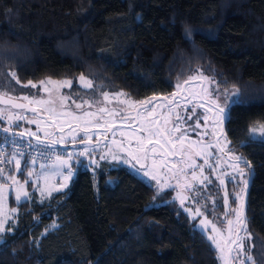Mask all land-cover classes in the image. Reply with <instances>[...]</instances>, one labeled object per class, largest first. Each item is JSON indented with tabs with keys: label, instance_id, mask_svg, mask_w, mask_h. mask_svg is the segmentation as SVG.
<instances>
[{
	"label": "trees",
	"instance_id": "16d2710c",
	"mask_svg": "<svg viewBox=\"0 0 264 264\" xmlns=\"http://www.w3.org/2000/svg\"><path fill=\"white\" fill-rule=\"evenodd\" d=\"M197 69L221 90L239 88L246 101L231 105L223 139L227 158L241 156L250 168L240 164L243 176L228 168L224 180L230 194L244 197L243 181L252 179L245 245L264 264V139H250V129L264 124V0H0V72L15 71L21 81L0 76V93L25 94L28 81H75L83 73L96 86L90 93L165 98ZM14 171L12 164L7 175ZM215 185L207 214L226 226L241 201L230 196L225 208L224 186ZM157 193L123 166H81L65 190L17 205L12 231L1 234L0 264H225L170 191ZM232 257L230 264L243 259Z\"/></svg>",
	"mask_w": 264,
	"mask_h": 264
},
{
	"label": "snow or ice",
	"instance_id": "6c2138e0",
	"mask_svg": "<svg viewBox=\"0 0 264 264\" xmlns=\"http://www.w3.org/2000/svg\"><path fill=\"white\" fill-rule=\"evenodd\" d=\"M190 35V32L188 33ZM211 71V69H209ZM0 76H8L11 77L12 80H15L16 84H21V81L17 77V73L15 71L9 72V73H3L0 72ZM79 83L84 89H93L95 90L96 86L94 85L93 79L91 77L85 76L83 73L79 76ZM201 81L202 83L199 85H193V81ZM73 81L68 80H62L57 81L53 80L51 78H47L46 80H42L39 82V86L42 87L43 91L48 93V99L44 98H38V94L32 95V94H20L17 96L9 95L8 91H4L0 93V103L8 104L12 108H19L24 109L27 111H31L33 113H36L39 115L40 111H46L48 114L52 117V124L60 131H63L64 124L67 123L70 127L72 126V122H77V127H80L81 124L79 122H82V126L84 130L87 132L89 128H104L105 132L112 130L116 127V121L114 119H104L101 113H107L108 116H121L122 122H127V128L120 129L119 135L124 137L128 140L127 147L124 146L123 142L116 141L115 139L112 140L113 144H117L119 149L121 151H126L129 155L133 157L139 164L140 168L143 169V176L148 177L151 180H154L156 182V185L158 187V193L159 190H162L164 185L167 184V181H163V175L164 173L160 171V169H166L168 173L171 174V178L176 179L177 183L175 186L168 185V187L172 188V190H175L176 188L183 187L187 192L190 193V195H180V193H177V197L180 201L181 209L188 213V215L192 218V220H196L197 217H203V219L198 221V225L201 227L199 228V231L201 235H203L212 246H214L216 249H218L221 252H224L227 250L228 252V258L233 259L232 253H236L235 259H239L240 257H243L239 261V264H255V260L253 258V255L251 254V247L252 245L246 246L245 240H251L252 234L248 231L247 227V220L243 215V196L239 194L232 193L230 194L226 187V181L222 177H217L219 179L220 185L224 186V198H223V206L225 208H230V196H234L235 199L231 200V203L234 204L236 199H239L241 201L239 210L237 209H230L232 212H234V220L228 219V240L225 245V247H221V244L217 237L213 235L212 233H220L222 230L217 226V224L208 218V215L205 213L204 209L206 206H198V207H192L187 206L186 201H190L192 205H199L200 200L197 199V196L200 195L201 188L205 185V182L212 183L209 176L204 175L203 167H200V177H197V172L195 169L198 167L194 160L191 161V163H188L184 157L190 158L191 153L188 151V148H191L192 145H189L188 148L185 147L184 141L187 139V136L185 133H181L180 136H175L174 133L181 131V125L180 124H174L172 127H168L169 120L166 115L163 113L157 114V108H166L168 110V113L175 112L176 107H179L181 104V101L176 100L175 98L180 95L181 92H184L185 95L183 97V101L185 104H192L193 101H197V103L193 104L191 108V114L187 117V119H192V116L196 115V109L198 107H204L205 103L209 105V107L206 109V112H215V116L211 117L213 119L214 125H222L225 120L230 119V109L231 105H240L246 103V101L243 99L242 94L240 92L239 88H233V90L228 93L227 91L224 93L225 99L231 100L230 105H223L221 103H218L219 101V95L218 93V87L212 88L210 90V85H213L216 83L214 76L205 75L203 71L197 69L193 74L189 75L186 79H184L182 82L180 80L177 81V84L175 85L177 91L173 92L170 97H165L163 100L158 104H153V101L156 100V97H151L149 99L145 100H138L134 101L130 97H127V94L124 92H115V93H109L107 91H104L102 93L103 100L108 101L110 98L118 99L119 97H125L124 100H119L118 102L121 104H126L129 108L135 110V115L131 114H123L124 109H116L113 108L112 110L107 109L106 107H99L97 112H91V111H83L80 114H77L74 111L63 110V102L67 99H69V96L60 94V89L64 87H71ZM36 89L38 88V85L36 83H33L32 81H28L27 84L22 85V87H29ZM5 85L0 82V89H3ZM199 88V91L196 89ZM225 88L227 89V85L225 84ZM9 90L14 91V86L9 85ZM56 93L58 96V99L60 101V107L61 111H57V108L54 106L55 100L53 98V94ZM14 101H20L19 103ZM23 101H27V104L23 103ZM73 103L75 104L76 109H82L84 105H87L90 109L93 105V103H102V101H96V100H82L81 102H77L76 100H73ZM30 105H36L37 107H30ZM43 105H49V107L42 108ZM149 105H152V107H149ZM214 106V107H213ZM2 118V117H0ZM11 119V117H10ZM17 120L25 119L27 120V117L23 115H19L16 117ZM177 119H179V116L177 115ZM203 119L205 123L210 119V117L207 114H204L202 116H198L195 123V128L201 127L199 121ZM59 121H63V123H60ZM28 123H36L37 129L39 130L40 122L36 119L28 120ZM193 128V131L195 130ZM4 132H8V128L3 129ZM251 137H255L259 135L262 139H264V124H260L257 127H253L250 129ZM27 134L35 139H37L38 142H42L39 140V137L35 132L28 131ZM19 136L23 137L25 135V132L18 133ZM45 135H52L51 133L45 132ZM113 137L117 135V132H112ZM199 135V134H198ZM98 139V138H97ZM225 141L227 140L226 136L224 137ZM61 140H63V137H61ZM76 137L73 136V141L75 142ZM132 141H135V145L133 146ZM50 143H56L55 140L50 141ZM80 143H92V137L91 136H85L80 138ZM151 146V147H150ZM212 146V145H210ZM218 146V143L217 145ZM89 149L85 148L82 152L76 154L78 156H87L89 155ZM91 151H96V149H91ZM111 151V149H109ZM220 151H224L223 149H220ZM20 155H23L22 153ZM196 155L200 156L205 164H208L207 156L204 152L198 151L196 152ZM170 156H179L181 157L180 163L185 164V167H178L177 164L173 163L171 166H169L168 158ZM73 158V154L69 153L66 158L57 156V171L56 175L62 176L64 183L60 184L59 187H54L55 191H61L64 188L68 187V181H70L74 176L73 171V165L70 163V161ZM108 157L105 155L100 156V160L107 159ZM158 158V159H157ZM112 159H117L116 154H112ZM151 159V166L145 163V161H148ZM15 161V170L16 172H21L25 169H22L21 161L16 158L15 155L11 157L10 160H8V163H12V161ZM230 160L235 161V163L230 164L229 166L232 167L234 170L239 169V175L243 176V170L240 169L241 162L244 164V167L250 168V163L245 161L243 157L241 156H230ZM35 159H32V163L35 164ZM122 162L127 163L128 161L125 159ZM4 163L3 160H0V164ZM80 163H83V161H80ZM92 164H95L97 167H99V161L92 159ZM41 167H44V165H41ZM211 167V165H209ZM187 168L194 169L190 175L192 177V181H198L199 187L194 184L187 182V177L189 173L187 172ZM215 170V169H213ZM28 175L31 176L32 172L30 169H27ZM5 169L0 167V177H4ZM181 178L185 180V183L181 185ZM6 179L12 180L15 184L20 185V182L15 179L14 176H7ZM230 179H235V177H230ZM24 183H27L25 181ZM245 189L248 185V180L243 181ZM4 190V184L0 183V202H2L4 199H6V193ZM244 189H241V192H243ZM51 192H49V195ZM43 195V190H42ZM22 197L27 200L30 198L29 192L23 189V185H20L19 190L17 191V194L15 196V199L17 202H21ZM43 202V201H41ZM16 209H12V214L5 215L3 219H0V233H4L7 226V231H12L11 225L8 224V221L15 219ZM234 221H235V227H234ZM197 224H193V229H197ZM209 226L211 227V232L208 231ZM50 227L55 228L56 225L53 224ZM245 233L244 236H241L240 233ZM235 237L233 239L232 237ZM4 237L0 235V241H3ZM223 259V257H221Z\"/></svg>",
	"mask_w": 264,
	"mask_h": 264
},
{
	"label": "rangeland",
	"instance_id": "374dc122",
	"mask_svg": "<svg viewBox=\"0 0 264 264\" xmlns=\"http://www.w3.org/2000/svg\"><path fill=\"white\" fill-rule=\"evenodd\" d=\"M36 84L38 85V88L33 89V88H31V86H29L30 92L25 93V94H32V95L38 94V98H44L45 100L48 99V93L43 91L42 87L39 86V83H36ZM74 86H77V88L81 89L82 91L75 92ZM217 87L218 86L216 84L210 85V90L212 88H217ZM90 90L91 89H84L80 85L78 78L75 81H73L72 86L70 88L64 87V88L60 89L59 90L60 94H63V95L70 97L69 99H67L63 102V110L64 111L71 110V111L76 112L77 114H80L83 111H91V112L95 113L98 111L99 107L103 106L109 110H112L113 108L124 109L123 114H131L134 116V114H133L134 110L133 109L129 108L126 104H121L118 102L119 100H124L125 97H119L118 99L110 98V100L104 101L102 93L87 92ZM231 91L232 90L227 91V92L230 93ZM225 92H226V90H221L218 88L217 94L220 97L218 103H221L223 105H230L231 100L225 99V96H224ZM87 93H89V94H87ZM113 93H115V92H113ZM9 95H12V94H9ZM13 96H17V95H13ZM53 98L55 100L54 106L57 108V111H61L62 109L60 107V101H59L56 93L53 94ZM73 100H76L77 102H81L82 100H90V101L96 100V101H102V103H93V105L90 109L88 108L87 105H84L82 109H76L75 104L73 103ZM18 102H20V101H18ZM23 103L27 104V101H23ZM156 104H158V103H156ZM181 104L183 105L185 103L181 102ZM181 104H180V106H181ZM185 105H187V104H185ZM30 107H37V106L36 105H30ZM41 107L46 108V107H49V105H43ZM178 109H179V107H176L175 112L168 113V110L166 108H163V109L157 108V114L163 113L164 115L167 116V118L169 120L168 127H172L174 124L178 123L181 125V131L185 130L187 132L186 133L187 139L184 141V145L186 148H188L189 145H192V147L188 148V151L191 153L190 158L184 157V159H186L188 161V163H191L192 160L195 161L196 165L198 166L195 169V171L197 172V177H200V171H199L200 167H203L204 171L209 172L210 176L214 177V179H212L210 177L212 183L205 182V185L203 186V188H201L200 195L197 196V199L200 200L199 205H192L190 201H186L187 206H192V207L206 206L204 211L207 214V210H208L207 207L215 204L214 201L211 199L214 197L216 198L218 196L217 194L219 193V191L212 189L210 187L212 186V184H215L216 182H218V184L220 185L219 179L217 177H222L224 179L225 174L230 173V171H228V169L225 170L226 166H224L225 168L222 169L223 165H226V164L228 165L229 162L227 161V159L225 158L224 155L222 157L219 154V152L216 150L215 144L213 143L214 142L213 137L212 136L206 137V134H204V130L207 128L206 127L207 125L203 126L204 130H201L202 129L201 127L195 128V124H192L193 125L192 128L185 129L184 125L187 124V121L181 120ZM190 114H191V110L189 111L187 116H189ZM19 115H23V116L27 117V120H25V119L17 120L16 117ZM100 115H102L104 117V119H114L116 121V125H119V126L113 128L112 130L107 131V132H105L104 128L97 129L94 127L89 128L88 131L86 132L82 126V122H79L81 124V126L77 127L76 126L77 122L73 121L71 127L67 123H65L63 131H60L52 124V117L46 111H40L39 115H37V114H33V113H27L23 110L16 111V110H13L11 108L2 107V106H0V117H2V118H0V126H2L4 128H8L9 130L11 128H13V126H18L21 128L22 132H25V133H27L28 131L35 132L38 135V137L40 136L43 139L50 140V141L55 140L57 143H60V144L78 143L77 144L78 146H75L73 148H68L66 150L68 153L73 154L74 160L72 162H70L73 165V171H74L73 178L75 177L76 171L81 166L86 167L89 171L92 172L94 170V167H96V165L92 164L91 160L95 159V160H98L99 163L101 161H107V162H110L112 164L123 166L126 169H128L130 172L134 173L136 176L142 178L147 183L153 184L158 189L156 182L154 180H151L150 178L143 176V174H142L143 169L140 168V164L135 159H133V157L131 155H129L126 151H121L117 144L112 143V140L115 139L116 141L123 142L124 146L127 147L128 140L119 135L120 129L126 130L127 122H122L121 116L110 117L107 115V113H101ZM177 115L179 116V119H177ZM10 117H11V119H10ZM31 119H36L40 122L39 130L37 129L36 123H28V120H31ZM59 122L63 123V121H59ZM215 126H217V127H215ZM219 126L220 125H218V124L214 125V123H213L212 127H215L214 130L218 131ZM193 128H195L194 131H193ZM10 131L13 132V130H10ZM113 131L117 132V135L115 137H113V135H112ZM45 132L51 133L52 135L46 136ZM205 133H206V130H205ZM174 135L178 136V132L174 133ZM73 136L76 137L75 142L73 141ZM85 136H91L92 137V143L91 144L80 143V138L85 137ZM61 137H63V140H61ZM106 138H108V139H106ZM253 138L254 139H261V137L259 135L255 136ZM132 143L134 146L135 141H132ZM219 143H220L219 146L221 148H223L225 150V152L227 153V147H229V142L227 140L225 141V139H221ZM210 145H212V146H210ZM85 148H88L90 150L89 155H87V156L76 155V154L82 152ZM91 149H96V151L93 152V151H91ZM109 149H111V151H109ZM198 151H202L206 154L208 162H209L208 164H205L204 160L200 156L196 155V152H198ZM113 153L117 155V159H112ZM101 155H105L108 158L104 159V160H100L99 158ZM125 159L128 161L127 163L122 162ZM181 159H182L181 157L175 156L174 159L169 160V166H171V164L175 163V164H177L178 167H185V164L180 163ZM80 161H83V163H80ZM145 163L148 164L149 166H151V159H149L148 161H145ZM56 165H57V163L53 166H50V167H46V166L41 167V166H38L35 164H27L24 167L25 170H23L21 172H16V170H15L14 173L11 174V176H14L15 179L20 182V185H23V189L26 190L27 192H29L30 198L27 200H30L31 196H33L34 194H37V196L40 199H45V198L51 196V194L59 192V191H55L54 187H59L60 184L64 183L62 176L56 175V171H57ZM209 165H211V167H209ZM13 166L15 168V162L13 163ZM228 168L232 172H234V169L232 167H230L229 165H228ZM27 169L31 170V172H32L31 176L28 175ZM213 169H215V170H213ZM240 169H242V168H240ZM186 170L189 173V175L187 177V182L194 183L199 187L198 181H192V177L190 175V173L194 169L187 168ZM242 170L244 173V169H242ZM160 171L164 173L163 178H162L163 181H167V184L164 185V187L161 191H170L171 196H172V200L177 202L178 205L180 206V201H179V198L177 197V193H180V195H185V196L190 195V193L187 192L183 187H179V188H176L175 190H172V188L168 187V185L175 186L177 183L176 179L171 178V174L168 173L166 171V169H160ZM22 172H23V175H22L23 178L21 179L19 174ZM235 174H239V169L236 170ZM204 175H206V174L204 173ZM6 177L4 179L3 178L0 179V183L4 184V190L3 191L6 193V199H4L2 202H0V219H3V217L5 215L12 214L13 208L16 209V213L14 214L16 216L17 205H19L23 201H27L23 197H22L21 202L16 201L15 196L17 194V191L19 190L20 185L15 184L10 179H6ZM71 180L67 182L68 186H69ZM25 181H27V183H24ZM184 183H185V180L183 178H181V185H183ZM65 189L66 188L62 189L61 191L65 190ZM42 190H43V195H42ZM211 190H213V192H210ZM49 192H51L50 195H49ZM213 211L215 212V209H213ZM215 213L217 214V212H215ZM187 215H188V213H187ZM208 218L210 220H213L217 224V226L222 230L220 233H212V234L217 237V239L219 240V242L221 244V247L222 248L225 247V245L227 243V239L225 236L227 225L226 226L223 225L222 222L220 221V218H216L214 216V214L208 215ZM201 219H203V217H197L196 220H192V218H191L193 224H197V225H198V221ZM10 221H12V220H10ZM10 221H8V223ZM200 227L201 226L198 225L197 229L199 230ZM234 227H235V223H234ZM208 231L211 232L210 226L208 228ZM1 234H3V233H0V235ZM244 235H245V233L242 236H244ZM215 250L217 251L218 256L220 258L223 257V259H224V257L226 256L227 250H225L224 252H221L216 248H215Z\"/></svg>",
	"mask_w": 264,
	"mask_h": 264
},
{
	"label": "built area",
	"instance_id": "2783aa9c",
	"mask_svg": "<svg viewBox=\"0 0 264 264\" xmlns=\"http://www.w3.org/2000/svg\"><path fill=\"white\" fill-rule=\"evenodd\" d=\"M21 153L23 155H20ZM68 154L63 148L40 144L19 136L0 133V160L4 161V163L0 164V167L5 169L4 177H1L3 179L7 176L11 165L15 162L14 160L12 163L7 162L13 155L21 162L33 164L32 159L34 158L36 161L35 165L50 167L57 163V156L66 158ZM71 161H73V158Z\"/></svg>",
	"mask_w": 264,
	"mask_h": 264
},
{
	"label": "flooded vegetation",
	"instance_id": "af4514ba",
	"mask_svg": "<svg viewBox=\"0 0 264 264\" xmlns=\"http://www.w3.org/2000/svg\"><path fill=\"white\" fill-rule=\"evenodd\" d=\"M194 82V81H193ZM193 85H199V84H201V81H199L198 80V82H196V83H192ZM197 91H199V88H197L196 89ZM181 93H183V96H177L176 97V100H179V101H181V102H184L183 101V97H184V92H181ZM180 93V94H181ZM163 100V99H162ZM162 100H160V101H158V102H156V103H160ZM155 103V104H156ZM195 103H197V101H193L192 102V104H187V105H185V104H181V106H179V109H178V112H179V115H180V117H181V120H185V121H187V124L186 125H184V128L185 129H189V128H192L193 127V125L192 124H195L194 122L196 121V117L195 116H193L192 117V119H187V115H188V113H189V111L191 110V108H192V106H193V104H195ZM152 107V106H151ZM209 107V105L208 104H206L205 103V106L204 107H198L196 110H201L200 112H203V113H205V114H209L208 116L210 117V121H211V125H207V124H205L204 122H199L200 123V125H201V130H204L203 129V126L204 125H207L206 127V133H205V130H204V134H206V137H211V134H212V136H213V133L215 134L214 136H213V143L215 144V147H216V150L219 152V154L223 157V155L225 156V158L227 159V161H230V159H228L227 157V153L225 152V150L223 149V148H221L220 146H219V142H220V140L221 139H223V136L218 140V146H216L217 144L215 143V139L220 135V131H221V128H222V125H220L219 126V129H218V131L217 130H214L215 129V127H217V126H215V127H212L213 126V119H211V117H213V116H215V112L213 111V112H206V109ZM214 107V106H213ZM135 111V110H134ZM199 112V111H198ZM133 114H134V112H133ZM181 133H187L185 130H182V131H180V132H178V136H180L181 135ZM25 134H27V133H25ZM225 134V133H224ZM216 137V138H215ZM40 139H43L42 137H39ZM215 138V139H214ZM57 143V142H56ZM220 149H223L224 151H220ZM174 157L175 156H170L169 158H168V162H169V160L170 159H174ZM233 161V160H232ZM233 162H235V161H233ZM241 164H243L242 162H241ZM224 166H226V169L225 170H227L228 169V165L226 164V165H223V168L222 169H224L225 167ZM204 173L207 175V176H209V178L211 177L210 176V174H209V172H207V171H204ZM212 179H214V177H211ZM216 185H215V188L216 189H219V188H221V187H223V186H221V185H219L218 184V182H216L215 183Z\"/></svg>",
	"mask_w": 264,
	"mask_h": 264
},
{
	"label": "water",
	"instance_id": "95a60500",
	"mask_svg": "<svg viewBox=\"0 0 264 264\" xmlns=\"http://www.w3.org/2000/svg\"><path fill=\"white\" fill-rule=\"evenodd\" d=\"M196 82H198V81H194V82H192V83H196ZM202 83V82H201ZM185 94V93H184ZM178 96H183V93H181L180 95H178ZM163 98L162 97H156V100H154L153 101V104H155L156 102H158V101H160V100H162ZM176 99V98H175ZM14 102H17V103H19L18 101H14ZM0 106H2V107H8V108H11V109H13V110H16V111H21V110H23V111H25V112H27V113H33V112H31V111H27V110H24V109H19V108H12L10 105H8V104H4V103H0ZM152 105H149V107H151ZM33 114H36V113H33ZM134 115H135V111H134ZM227 121L228 120H225L224 121V123L222 124V128H221V131H220V135L215 139V143L217 144L218 143V140L224 135V133H225V125H226V123H227ZM0 133H4V134H8V135H11V136H19L18 135V133H20L19 131H8V132H4V130H3V128H1L0 127ZM19 137H21V136H19ZM23 138H26V139H28V140H31V141H33V142H37V143H40V144H47V145H52V146H54V147H57V148H62V147H66V145H64V144H59V143H50V140H46V139H40L39 138V140L40 141H42V142H38L37 141V139H35V138H33V137H31V136H29L28 134H25L24 136H23ZM106 139H108V138H106ZM106 141V140H105ZM70 148H73V144H70V145H68ZM252 177H253V172H252ZM252 180V179H251ZM251 180H250V182H249V184H248V187H247V189H246V191H245V194H244V197H243V205H244V209H243V215H244V217H245V207H246V200H247V195H248V191H249V188H250V185H251ZM228 224H227V226H226V233H225V236H226V239L228 240V237H229V234H228V231H227V229H228ZM242 233V232H241ZM240 233V234H241ZM233 239H235V237H233ZM225 264H230V259L228 258V252L226 253V256H225Z\"/></svg>",
	"mask_w": 264,
	"mask_h": 264
}]
</instances>
